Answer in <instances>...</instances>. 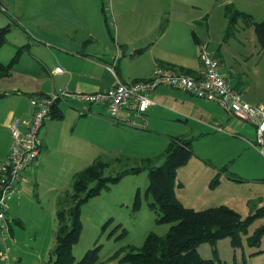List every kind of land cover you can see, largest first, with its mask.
Instances as JSON below:
<instances>
[{
  "label": "crops",
  "instance_id": "0c3cea01",
  "mask_svg": "<svg viewBox=\"0 0 264 264\" xmlns=\"http://www.w3.org/2000/svg\"><path fill=\"white\" fill-rule=\"evenodd\" d=\"M111 1L112 25L102 0H43L44 12L28 31V54L22 58L21 66L20 63L16 66V71L22 74L20 83L0 82V94H3L0 96V162L10 149V122L13 118H29L31 96L65 88L102 91L113 86L116 77L124 82L145 78L156 66L201 76L204 67L199 44H204L218 60L220 72L243 99L255 106L264 105L262 95L250 93L249 75L232 67L224 68L218 53L209 48L208 38L197 32L196 26L204 24L211 0ZM258 5L264 10V0L258 1ZM239 10L248 13L246 8ZM164 18L167 24L161 27ZM55 66H60L63 72H54ZM13 68L12 65L10 74L0 81L11 77ZM150 96L154 104L134 125L109 118L102 106L79 101L57 102L39 131L42 141L39 156L33 167L23 171L19 194L8 200L7 231L5 237L0 232V251L7 254L9 264L17 259L9 245L14 241L13 226L20 223L19 216H10V209H17L24 201L52 209L57 206L59 197L69 190L74 174L81 170L77 169L79 163L95 149L90 140L93 130H86L91 123L98 125L99 136L106 128L113 137L126 139L137 129L149 127L150 131L166 136L168 143L171 139L189 142L192 156L177 169L174 186L177 199L186 207L190 206L181 198L183 181L180 178L177 182L180 172L189 176L192 184L220 194L225 189L248 190L249 195L244 194L243 198L247 208L250 204L255 208L264 206V132L259 148L255 125L223 110L215 101L170 86H159ZM82 130L88 131L89 136ZM161 162L162 159L158 164ZM217 173L219 180L211 187ZM253 199L258 201L257 206ZM213 204L218 203L206 206ZM8 239L10 243H6ZM253 248L250 253L253 257L264 253V235L259 247ZM112 260L124 264L119 258ZM30 264H35L33 258Z\"/></svg>",
  "mask_w": 264,
  "mask_h": 264
},
{
  "label": "rangeland",
  "instance_id": "374dc122",
  "mask_svg": "<svg viewBox=\"0 0 264 264\" xmlns=\"http://www.w3.org/2000/svg\"><path fill=\"white\" fill-rule=\"evenodd\" d=\"M207 1L209 0H205ZM258 1L260 0H211L209 11L204 15L205 22L197 25L196 30L208 38L209 48L218 53L223 67H232L237 72L247 73L252 80L250 93L262 95L264 98V53L257 41L254 25L246 23L241 16L230 25L225 10L229 4L238 10L239 7L246 8L253 20L259 22L264 18V10L258 5ZM42 2L43 0H0V27H9L0 46V61L8 63L16 56L13 75L3 79L5 81H0L6 85L7 82L18 84L22 79V74L16 71V66L19 63L21 66L22 58L28 54V31L44 12ZM106 13H110L109 21L113 22L111 9ZM166 24L164 18L160 25L163 27ZM105 114L111 118L106 112ZM86 130H93L90 140L93 141L95 149L79 163L77 169H83L85 165L101 160L106 163L103 176L113 179L108 183V187L81 205L82 230L77 243L73 246V254L76 260H79L88 249L100 246L99 264H120L108 259L113 252L119 249L126 252L129 246L140 247L150 231L163 235L170 227L169 223H157V214L148 206L149 197L146 195L149 183L148 170L120 174L123 170L141 166L142 159L164 151L168 139L161 133L150 131L149 127L137 129L138 132L130 137L126 136V139L113 137L114 134L109 133L106 128L99 136L96 123L95 126L91 123ZM88 131H83L85 136H89ZM203 145L206 146L204 143ZM258 147L260 148L259 144ZM180 178L184 186L181 198L194 209L210 207L206 206L208 203H218L212 206L226 205L246 216L247 211L250 213L259 208L251 204L247 208L245 205L243 198L244 194L249 195L248 190L237 189L236 192L225 189L220 194L217 190L192 184L189 176L182 172L179 173L177 182ZM68 188L69 190L60 196L62 210H66L72 200L73 190L71 186ZM136 200L139 205L134 208ZM257 202L256 199L252 200L256 206ZM47 207L24 201L17 209L15 207L10 209V216L17 215L20 221L13 226L14 241L12 240L13 245H9L12 249L11 254L17 257L14 264H30L32 258L35 264H49L51 251L55 245L57 206L53 209ZM107 220L109 222L102 229ZM262 225L264 218L255 219L249 225L247 234L242 236L238 247L231 244L230 238L223 237L214 243H201L197 247V252L201 257L211 259L213 264H262L264 253L253 257L250 253L255 248L247 243V236ZM10 242L8 239L6 243Z\"/></svg>",
  "mask_w": 264,
  "mask_h": 264
},
{
  "label": "trees",
  "instance_id": "16d2710c",
  "mask_svg": "<svg viewBox=\"0 0 264 264\" xmlns=\"http://www.w3.org/2000/svg\"><path fill=\"white\" fill-rule=\"evenodd\" d=\"M229 24L233 25L238 17L246 23L254 25L257 41L264 53V18L254 21L249 13L233 8L230 4L225 8ZM8 26L0 27V46L5 40ZM16 56L8 63L0 61V78L8 76ZM3 94H0L2 96ZM189 142L182 139H171L160 155L144 158L142 165L121 171L137 172L148 170L149 183L146 195L148 206L157 214V223H169L170 227L163 235L150 231L140 247L129 246L126 252L117 250L111 259L119 258L124 264H213L211 259L201 257L197 247L204 242L214 243L228 237L234 247L241 244L242 236L247 234L249 225L257 218L264 216V206L259 207L246 216L226 205L210 206L194 209L182 205L176 197L174 186L177 169L186 164L192 156ZM162 162L158 164L159 160ZM106 163L95 160L88 166L77 171L73 176L71 189L72 200L66 210H62L59 197L56 209L57 227L55 245L51 251L49 264H99L100 246L88 249L76 260L73 246L77 243L82 230L81 205L94 195L101 192L113 178L103 176ZM236 178V176H233ZM219 180L217 173L210 182L214 187ZM66 193V192H64ZM138 201L134 208L138 207ZM107 221L102 229L105 228ZM264 235V225L257 227L247 236V243L259 247Z\"/></svg>",
  "mask_w": 264,
  "mask_h": 264
},
{
  "label": "built area",
  "instance_id": "2783aa9c",
  "mask_svg": "<svg viewBox=\"0 0 264 264\" xmlns=\"http://www.w3.org/2000/svg\"><path fill=\"white\" fill-rule=\"evenodd\" d=\"M102 2L104 10L111 9V0ZM109 24L112 25V22ZM198 53L204 67L201 76L156 66L145 78L124 82L116 77L115 84L102 91L80 92L65 88L50 94L31 96L29 118H13L10 122V149L0 162V232L3 237L7 231L8 200L19 194V181L23 171L35 163L41 151L39 131L44 121L51 116L57 102L61 100L100 105L113 120L134 125L136 119L142 118L146 110L154 104L151 92L159 86H170L199 98L215 101L223 110L254 124L257 143L262 144L264 105L255 106L243 99L241 93L234 89L220 72L218 60L210 55L204 44H199ZM109 68L113 70L111 66ZM53 71L61 73L63 69L55 66ZM0 264H9L7 254L1 251Z\"/></svg>",
  "mask_w": 264,
  "mask_h": 264
}]
</instances>
